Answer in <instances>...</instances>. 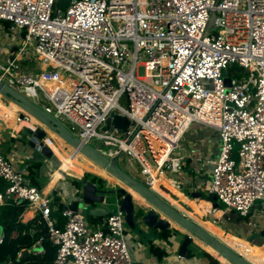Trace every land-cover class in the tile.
Listing matches in <instances>:
<instances>
[{"label":"built area","instance_id":"2783aa9c","mask_svg":"<svg viewBox=\"0 0 264 264\" xmlns=\"http://www.w3.org/2000/svg\"><path fill=\"white\" fill-rule=\"evenodd\" d=\"M58 1L0 0V22L20 41L0 62V80L43 101L109 160L127 156L152 190L182 172L184 158L172 155L190 126L209 128L219 139L211 195L239 216L264 207V0H76L65 11ZM233 65L243 77L229 73ZM113 115L130 125L108 127ZM0 179V205L26 201L47 224L53 264H133L119 207L93 229L31 186L1 149Z\"/></svg>","mask_w":264,"mask_h":264},{"label":"crops","instance_id":"0c3cea01","mask_svg":"<svg viewBox=\"0 0 264 264\" xmlns=\"http://www.w3.org/2000/svg\"><path fill=\"white\" fill-rule=\"evenodd\" d=\"M13 48L11 49V51H9L6 54L4 59L8 57L11 53H14L12 52ZM35 125L40 126L38 124ZM197 125L199 127L204 128L199 124ZM9 129H11L12 131L10 130L11 134H9V136L7 137V135L4 134L0 124V149L4 153V155H6L17 168L26 170V179L29 182L28 179L29 168L31 167L32 163L38 162L39 160H37V156L33 154V151L28 148L30 147L29 145L25 147L21 145V142H19L20 140H23L22 136L20 137L17 136V134L21 129H19L18 126H16V128L9 127ZM14 133L17 134L15 135ZM212 133L213 136L211 137V141L215 146L214 148L216 152L213 150L211 151L208 150L207 152L205 150L204 143L208 138L207 136L205 137L203 133L202 134L195 133L194 135L191 136V138H189V141H187L188 138L184 136L183 141L181 143L188 145L190 144V152L188 155L184 157L180 156L184 158L182 163L183 164L182 172L176 174L167 173V175L161 176L160 178L157 179V184L153 190L160 197L165 199L169 204L171 203L165 198L166 194L168 195L172 194L174 197L178 199L180 203H182V205H184V207H188L189 204L192 205V203L194 202L193 208L199 209L200 207L199 203L201 202V199L195 200L196 198H193L191 194L196 192H200V193L202 192L201 194H204L205 198L209 195L208 188H210L212 165L208 164V161L215 160L219 154V139L215 131H213ZM51 142L53 143L54 146H57L52 140ZM44 143L47 144L46 140L44 141ZM55 155L57 156V153ZM57 170H53L49 162L45 161L39 174L40 176L39 181L42 184L41 191H43V193L46 195L50 194L51 197H54L55 203L58 205L60 211H62L61 206L66 208L72 202L77 200L76 187L79 184L80 177H84V174H88V173L81 171L80 177L77 178L69 177L68 179L66 178L63 179L62 178L63 175H62L58 181L53 183V178H54L53 174ZM89 179L86 177L85 180H89ZM114 186L116 188L119 185L115 184ZM211 199L214 200V202L216 203L217 212L219 214L216 217L217 220L212 217H209L205 222H210V224H212L215 227V229L218 228L219 230H221L224 233L225 238L230 242L238 244L239 246L244 248V250L247 248L248 250L247 251L245 250V252L250 254L251 258H255L253 254L255 253L256 248L259 246L250 247L248 243L244 241L243 236L236 231H231L232 234L228 233L226 231L228 230V228L226 227L227 223L224 222V219L225 217L230 216L233 212L232 211L224 212L223 207L217 203L216 199L215 198H211ZM135 201L147 209L151 208L143 205L141 202L137 200ZM204 202L205 201H203V203ZM113 206L115 207L116 205ZM107 207L108 206L106 204L87 205L81 202L78 211L81 213H86L85 217L89 226L95 229L100 227L105 221V218L108 214L106 213ZM110 208H111L110 212L115 210L112 207ZM193 208H188V210L190 211L191 209L192 211L190 212H193L194 210ZM261 208L263 210L262 213H260L259 215L256 214V216L262 215L261 217L264 218V207L261 206ZM60 211L56 213L60 215ZM207 212H208L207 210L203 209V213H207ZM210 213L212 215L217 214L215 212H210ZM220 218L221 220H223L222 222L221 220H219ZM40 219L41 218L39 216V213L36 211L35 207L28 206L27 209L22 214V216L20 217V219L18 220L23 224V227L20 229V231H23L29 227L31 229L32 227H34V225L40 222ZM57 220L58 219L56 218V222H58ZM16 224L17 222L14 224L13 237H16L20 232V231L17 233L15 232ZM256 228L257 227H255V232H256ZM204 229L207 230L206 228ZM252 230H254V228H252ZM262 230H264V228H262L261 231ZM167 233L168 234L166 235V233H162L159 231H150L146 229L143 230V232H139L138 230L130 229L126 225V240L128 243L129 250L132 254L133 264H211L210 260L208 259L207 256L204 255L203 252H206L211 256L213 255L207 252L203 247H201L196 243L189 246V250H190L189 256L180 257L178 250L180 243L182 241V236L174 235V232L171 231L170 229L168 230ZM1 237H3V234ZM41 252H42V248L40 252H36V253H41ZM213 257L220 262L218 257L215 256Z\"/></svg>","mask_w":264,"mask_h":264},{"label":"water","instance_id":"95a60500","mask_svg":"<svg viewBox=\"0 0 264 264\" xmlns=\"http://www.w3.org/2000/svg\"><path fill=\"white\" fill-rule=\"evenodd\" d=\"M76 0H59L55 4L56 10L65 11L66 8ZM17 47L13 48L12 52H16ZM12 59V57H11ZM225 84H230V79H225ZM0 96L18 106L24 113L19 115L20 119L25 118V114L34 118L38 123L48 128L52 133L61 138L67 145L76 151L78 154L84 155L92 162L105 169L111 176L117 179L124 185V188H129L136 194H138L150 207L147 209L136 202L133 197L123 188H119L116 191H107L100 189L89 180L80 178V183L76 187L77 200L69 205V208L75 212H78L81 202L83 204H106V213H109L111 208L119 207L126 215V225L133 230L143 232V230L159 231L176 230L173 228L169 221L183 230L185 234L182 236L179 232L174 233L176 236H182V241L179 246V256L187 257L190 255L189 246L195 244V240L202 242L214 250L218 257L225 259L229 264H253L234 250L227 243L212 235L205 230L202 226L198 225L188 217H186L181 211L169 204L165 199L160 197L154 190L149 188L144 182L132 176L130 173L124 171L118 165V158L109 160L103 156L97 149L91 145L83 144L79 138H77L66 126L58 122L52 116L46 114L42 108L33 104L24 95H22L16 89L10 87L8 84L0 80ZM114 126L125 130L130 122L127 118L113 115L108 120V127ZM29 137L28 145L36 151V153L43 159L40 162L48 161L53 170H57L61 161L54 154L53 150L35 136V133L30 128L25 127L23 130ZM63 177L68 179V174H63ZM193 198L202 196L200 192L192 193ZM108 198L112 199L109 200ZM113 205H116L115 207ZM190 211H192L190 209ZM159 215H163L167 220L160 218ZM255 233V232H254ZM246 240L248 243L256 241L255 234ZM3 234V228L0 226V238ZM264 236V232H262ZM41 248L36 244L30 251L23 250L20 253L19 261L23 260L30 253L40 252Z\"/></svg>","mask_w":264,"mask_h":264},{"label":"rangeland","instance_id":"374dc122","mask_svg":"<svg viewBox=\"0 0 264 264\" xmlns=\"http://www.w3.org/2000/svg\"><path fill=\"white\" fill-rule=\"evenodd\" d=\"M7 24L5 23H2L0 22V62H3V59L4 57L6 56V54L11 51V49L13 47H17L18 44H20V41L17 39V33H13V32H10L9 30H6V26ZM232 67H235L234 70H231ZM231 68H229V73L231 74H235L236 77L238 78H241L244 76V71L243 69L239 68L238 66L236 65H233ZM235 77V76H233ZM0 102L5 106L7 107L8 109L14 111V113H16L18 115V119L19 118V115L20 114H23L24 112L18 107L16 106L15 104L11 103V102H8L7 100H5L4 98H2L0 96ZM38 105L40 106V108L44 105V102L41 101L40 103H38ZM30 116L25 114V118L24 119H20V120H28ZM24 123H19L18 124V127L19 129H22L19 131V133H14L15 135L17 134V136H22V139L23 140H20L19 142H21V145L27 147L28 146V141L29 140V137L23 130H24ZM40 124V123H39ZM42 125V124H41ZM1 128L4 132L5 135H7V137L9 136V134H11V129H9V126L6 125V124H1ZM48 129V128H47ZM11 130V131H10ZM50 135H51V138L54 140V141H57V140H61L63 141L61 138H59L56 134L52 133L49 129H48ZM213 130L211 129H207V128H202V127H199L197 124H193L192 126H190L189 130L187 131L185 137L188 138L187 141H189V138H191L192 135H194L195 133H200V134H204V136L208 139H206L205 143H204V147H205V150L208 152L213 150L216 152L215 150V146L213 145L212 141H211V137L213 136ZM51 142V139H47L46 140V143H49ZM64 142V141H63ZM65 143V142H64ZM66 144V143H65ZM68 146V145H67ZM60 147V146H59ZM70 147V146H69ZM29 149H31L33 151V154H35L37 156V160L39 161H43V159L36 153V151L34 149H32L31 147H28ZM62 148V152L67 154L69 153V150L68 148H64V147H61ZM72 149V148H71ZM105 150L108 149V147H105L104 148ZM68 151V152H67ZM67 152V153H66ZM190 152V144H180V148L178 150H176L174 153H173V157H180V156H186L188 155ZM127 161H128V157L127 156H123V158L119 161L118 165L120 168H122L124 171L130 173L132 176H135L136 178H138L139 180H141L142 178L139 176L140 175V171H139V167L138 165H134L133 168H130L128 165H127ZM43 164V162H42ZM83 174V173H82ZM90 174V173H89ZM70 177L72 178H77V177H80L74 173H69L68 174ZM85 175V174H84ZM92 175V174H91ZM94 176V175H93ZM63 179H65L64 177H62ZM81 178V177H80ZM84 179H86V177L84 176L83 177ZM98 178V177H97ZM101 179V178H100ZM103 180V179H102ZM119 182V181H118ZM115 183L112 182V181H105L102 183V184H99V188L100 189H103V190H107V191H116L115 189H119L121 187L124 188V185L122 183H118L116 185H119L115 188ZM127 189V188H126ZM208 191L209 188H208ZM202 193V192H201ZM202 196L196 198L195 200H200ZM165 198L172 204L174 205L178 210H180L183 214L185 213L186 217H188L189 219H191L192 221H194L195 223L203 226L204 228H206V226L204 225V222L209 218V217H212L214 219L217 220V215H212L210 212H207V213H203V209L199 207V209L197 208H193L194 206V202L192 203V205L189 204L188 207H184V205H182V203H180L178 201V199L176 197H174L172 194H166ZM109 200L112 201V199L108 198ZM179 206H178V205ZM192 206V207H191ZM262 204L261 203H258L255 205V207L253 208V210L251 211V213L247 216H239V214L235 213L234 211H232L233 213L230 215V216H227L225 217L224 219V222L227 223L226 227L228 228V230L230 231H236L238 233H240L245 239L244 241H246L250 236L251 234H253L254 232H252V226H249L248 223L251 222L253 223L257 228H256V232L254 233L255 236H256V241L253 242L252 244L251 243H248V245L251 247V246H259L261 244H264V236H262V232L264 230L261 231L262 228H264V218L261 217V216H256V214H260L262 213V208H261ZM188 208H193V212H190L188 210ZM182 209V210H181ZM84 215L86 213H83ZM189 215V216H188ZM194 216V217H193ZM197 218V219H196ZM200 220V221H199ZM204 220V221H203ZM221 220V218L219 219ZM223 220H221L222 222ZM203 222V223H202ZM207 229V228H206ZM209 230V229H207ZM217 230H219L218 228H216L215 230L212 229L211 227V231L210 233H213L216 237H219V239H221L222 241H224L225 243H227L229 246H231L234 250H236L239 254H241L244 258H246L248 261H250L251 263L253 264H263V263H255V261L253 260V258H251L246 252L245 250L247 251L248 249L246 248L244 250V248H242L241 246H239L238 244H233L231 243L229 240H227L226 238H223L222 236H218L217 234ZM244 231V232H243ZM182 236L185 234V233H182L181 231H178ZM216 259V258H215ZM217 260V259H216ZM218 261V260H217ZM219 262V261H218ZM219 264H221L219 262Z\"/></svg>","mask_w":264,"mask_h":264},{"label":"trees","instance_id":"16d2710c","mask_svg":"<svg viewBox=\"0 0 264 264\" xmlns=\"http://www.w3.org/2000/svg\"><path fill=\"white\" fill-rule=\"evenodd\" d=\"M235 67H232L231 70H234ZM43 167L42 162H34L29 168L28 179L30 185L33 187L42 190V184L39 181V174ZM85 177L89 179L94 184H102L103 180L97 178L96 176H92L91 174H85ZM80 183V182H79ZM79 185V184H78ZM7 187V183L0 179V192H4ZM28 202L26 201H17L14 202H6L3 205H0V226L3 228V239L2 243H0V264H53L57 249L51 244L49 241V232L48 227L45 221L40 219V222L34 227L30 229L27 228L23 231L20 229L23 227V224L18 221L24 211L28 207ZM61 210L64 208L61 206ZM52 218L57 221V227L62 228L64 225V220L61 215H58L56 212L52 213ZM17 222L15 227V232H19L16 237H13V229L14 224ZM174 233H178L176 230L172 229ZM228 233L231 231L226 230ZM168 230L163 231L162 233H166ZM165 235V236H166ZM240 237V236H239ZM243 239H245L243 237ZM41 240V253H30L23 260L19 261V255L23 250L30 251L32 248L36 246L38 241ZM262 245V244H261ZM260 246V245H259ZM205 256L208 257L211 264H219V262L211 255L203 252Z\"/></svg>","mask_w":264,"mask_h":264},{"label":"bare ground","instance_id":"6f19581e","mask_svg":"<svg viewBox=\"0 0 264 264\" xmlns=\"http://www.w3.org/2000/svg\"><path fill=\"white\" fill-rule=\"evenodd\" d=\"M15 122H17V123H15ZM24 122H26L24 124V127H27V128H30L31 130H33V132L35 133V136L37 138H39L42 142H44L45 140L50 138L57 145V146H54L52 142H49L46 144L53 150L54 154L57 153V157L61 161V164L59 165V169L53 174L54 175L53 176L54 177L53 183L58 181L59 178H61V176L64 173H66V174L74 173V174L80 176L81 171H84L88 174L90 173V174H92L98 178H102L103 182H104V180H107V181L109 180V181L114 182L115 184L119 183L118 180L115 179L113 176H111L108 172H106L105 169L101 168L100 166H98L97 164L92 162L89 158L85 157L84 155L78 154L76 151L72 150L69 147V145L67 146V144H65L60 139L57 141H54L51 138V135H50L48 129L46 127H44L43 125L39 124L34 118L29 117L28 120H20V119H18V115L16 113H14L12 110L5 107L0 102V124L3 123V124L8 125L9 127L16 128V126H18L19 123H24ZM34 123L38 124L40 126H37ZM61 147L68 148L69 153H67L68 151L66 152L67 154L63 153ZM82 161H83V163H82ZM95 185L98 186L99 184H95ZM123 189H125L133 197V199L141 202L143 205H145L147 207H150L138 194L133 192L131 189H129V188H127V189L123 188ZM208 192H209V195L206 198H205L204 194H202L201 202L199 203V206L202 207L203 209L207 210L208 212L210 211V212H215V213L219 214L217 212L216 203L214 202V200L211 199L214 197L211 195L210 191H208ZM42 194H43V196L46 195L44 193H42ZM203 201H205V202L203 203ZM115 209L117 210L118 207ZM160 218L167 220L163 215L160 216ZM169 223L172 227L177 228L178 230H181L176 225H174L172 222L169 221ZM204 225L210 231H211V227H213L212 229L215 230V227L212 224H210V222H205ZM209 230H208V232H210ZM181 231L184 232L183 230H181ZM211 234L214 235L213 233H211ZM217 234H218V236H222L223 238H225V235L221 230H217ZM195 243L200 245L201 247H203L207 252H209L213 256L218 257L217 253L214 250H212L208 246L204 245L202 242L195 240ZM231 243H233V242H231ZM233 244L236 245V243H233ZM248 255L250 256V254H248ZM253 256L255 257V258H253L255 263L260 262V263L264 264V245L257 247ZM218 258L222 264H229L225 259L220 258V257H218Z\"/></svg>","mask_w":264,"mask_h":264}]
</instances>
